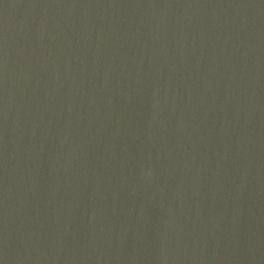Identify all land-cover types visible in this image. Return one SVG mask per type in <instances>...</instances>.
<instances>
[{
  "label": "water",
  "instance_id": "water-1",
  "mask_svg": "<svg viewBox=\"0 0 264 264\" xmlns=\"http://www.w3.org/2000/svg\"><path fill=\"white\" fill-rule=\"evenodd\" d=\"M0 264H264V0H0Z\"/></svg>",
  "mask_w": 264,
  "mask_h": 264
}]
</instances>
